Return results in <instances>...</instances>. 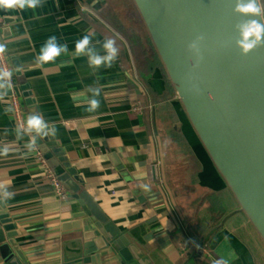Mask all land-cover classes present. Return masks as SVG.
<instances>
[{
    "label": "clouds",
    "instance_id": "obj_1",
    "mask_svg": "<svg viewBox=\"0 0 264 264\" xmlns=\"http://www.w3.org/2000/svg\"><path fill=\"white\" fill-rule=\"evenodd\" d=\"M41 3V0H0V6L14 7L18 6L21 9L25 7L35 8ZM234 11L240 13L245 17H255L261 15V7L259 6L258 0H235ZM239 31L240 39L237 41L239 47L242 49L244 54H247L250 50L264 44V23L250 18L242 23L236 25ZM91 35H95L92 33ZM91 35L83 36L79 41L76 42V52L78 54H86L89 56V62L91 66L99 67L104 64L107 67H111L112 61L115 60L118 55V48L115 46V40L107 38L102 47L106 50L104 56H100L94 51V49L89 48L88 45L91 42ZM56 37L51 36L46 41L45 45L41 48V53L38 60L41 62H47L53 57L59 55L62 51L67 52V45H57L55 43ZM4 51L3 45H0V52ZM3 75H7L4 73ZM0 87H3L0 84ZM98 95V90L96 93ZM99 107V102L95 99L92 100V108L95 109ZM46 125L42 118L37 115H30L27 119L26 131L35 129L39 132ZM54 131V130H53ZM34 141L28 144L27 147L30 149L33 147ZM7 149L4 150L6 154Z\"/></svg>",
    "mask_w": 264,
    "mask_h": 264
},
{
    "label": "crops",
    "instance_id": "obj_2",
    "mask_svg": "<svg viewBox=\"0 0 264 264\" xmlns=\"http://www.w3.org/2000/svg\"><path fill=\"white\" fill-rule=\"evenodd\" d=\"M0 35H1V6H0ZM0 84L3 85L1 81ZM0 199H2L5 203L3 211L4 213H6L3 87H0ZM5 239L6 240H0V264H7V236Z\"/></svg>",
    "mask_w": 264,
    "mask_h": 264
},
{
    "label": "water",
    "instance_id": "obj_3",
    "mask_svg": "<svg viewBox=\"0 0 264 264\" xmlns=\"http://www.w3.org/2000/svg\"><path fill=\"white\" fill-rule=\"evenodd\" d=\"M5 203L0 199V240H6L7 236V227H6V213H4Z\"/></svg>",
    "mask_w": 264,
    "mask_h": 264
},
{
    "label": "built area",
    "instance_id": "obj_4",
    "mask_svg": "<svg viewBox=\"0 0 264 264\" xmlns=\"http://www.w3.org/2000/svg\"><path fill=\"white\" fill-rule=\"evenodd\" d=\"M0 45H2V37L0 35ZM0 81L3 83V75H2V52H0Z\"/></svg>",
    "mask_w": 264,
    "mask_h": 264
}]
</instances>
